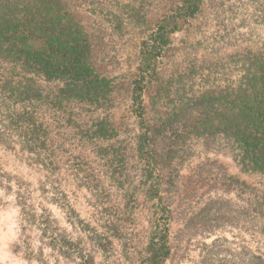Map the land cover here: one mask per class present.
I'll return each instance as SVG.
<instances>
[{
    "label": "trees",
    "instance_id": "1",
    "mask_svg": "<svg viewBox=\"0 0 264 264\" xmlns=\"http://www.w3.org/2000/svg\"><path fill=\"white\" fill-rule=\"evenodd\" d=\"M205 1L180 0L159 19L141 42L136 72L122 92L115 78L98 70L90 34L68 0H0V109L8 130L52 172L70 162L92 183L99 182L86 159L72 154L90 146L125 201L136 199L140 187L145 190L159 216L143 264H167L171 258L166 195L169 184L176 185L171 180L176 175L174 164L190 155L188 145L193 140L227 149L244 173L264 177V42L229 60L194 61L182 70H172L166 78L160 70L172 38L189 30ZM260 13L261 22L262 0ZM147 94L154 105L168 108L159 124L148 119ZM128 100L129 112L121 119L117 108ZM131 114L141 123L133 134L128 129ZM133 158L139 165H129ZM132 169H137L139 180L134 187ZM245 187L251 189L248 183ZM256 196L260 213L264 201ZM27 197L18 193L22 220L37 225L65 256L94 264L83 244L68 239L54 213L44 206L39 212ZM225 214L203 222L217 224ZM67 215L79 218L80 214L69 204ZM78 224L89 231L96 250H112L109 236L84 220ZM209 256L207 264H241ZM242 264H264V256L249 251Z\"/></svg>",
    "mask_w": 264,
    "mask_h": 264
},
{
    "label": "rangeland",
    "instance_id": "2",
    "mask_svg": "<svg viewBox=\"0 0 264 264\" xmlns=\"http://www.w3.org/2000/svg\"><path fill=\"white\" fill-rule=\"evenodd\" d=\"M179 1L68 0L90 34L98 70L115 78L122 92L127 91L136 72L141 42ZM260 14V0L205 1L189 30L172 38V48L160 68L163 77L194 61L229 60L239 52L260 47L264 42ZM145 99L148 119L159 124L168 108L154 105L150 94ZM130 105L129 100L123 102L117 116L122 119ZM3 119L0 109V134L4 136L0 141V264H86L62 254L37 225L22 220L18 193L27 195L28 203L39 212L40 206L51 210L63 232L70 235L68 239L83 244V251L94 257V264H143L159 216L145 190L140 187L136 199L125 201L90 146L71 152L86 159L99 182L92 183L70 162L52 172L18 142ZM128 119L133 134L141 123L133 114ZM188 146L190 155L174 164L176 175L171 180L176 185L168 183L172 254L167 264H207L210 254L241 264L249 251L264 256V203L260 204V213L255 205L256 195L264 201V177L244 173L225 148L207 147L201 140H193ZM128 163L134 164L136 159ZM130 180L133 187L137 186V169H132ZM69 204L77 209L79 218L67 215ZM223 212L227 217L219 223L203 222ZM80 220L109 236L112 250H96L89 231L80 228Z\"/></svg>",
    "mask_w": 264,
    "mask_h": 264
}]
</instances>
